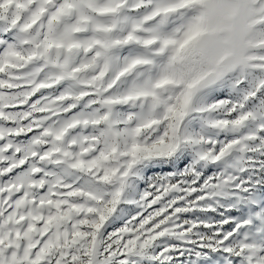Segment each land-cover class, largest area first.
Listing matches in <instances>:
<instances>
[{
  "label": "snow or ice",
  "instance_id": "6c2138e0",
  "mask_svg": "<svg viewBox=\"0 0 264 264\" xmlns=\"http://www.w3.org/2000/svg\"><path fill=\"white\" fill-rule=\"evenodd\" d=\"M0 264H264V0H0Z\"/></svg>",
  "mask_w": 264,
  "mask_h": 264
}]
</instances>
